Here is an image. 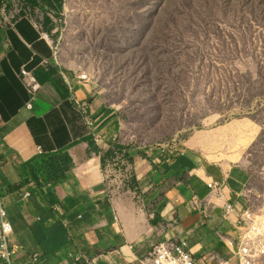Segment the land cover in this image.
Returning <instances> with one entry per match:
<instances>
[{
  "label": "crops",
  "instance_id": "crops-1",
  "mask_svg": "<svg viewBox=\"0 0 264 264\" xmlns=\"http://www.w3.org/2000/svg\"><path fill=\"white\" fill-rule=\"evenodd\" d=\"M25 2L30 14L0 26V203L21 249L13 264H138L153 245L175 239L196 264H236L243 229L224 206L246 207L245 169L209 160L201 132L164 153L123 150L130 195L115 196L104 178L114 157L100 164L117 142L115 114L59 67L52 31L31 14L57 15L63 0ZM22 69L41 87L34 95ZM53 153L64 177L49 182L28 161Z\"/></svg>",
  "mask_w": 264,
  "mask_h": 264
},
{
  "label": "rangeland",
  "instance_id": "rangeland-1",
  "mask_svg": "<svg viewBox=\"0 0 264 264\" xmlns=\"http://www.w3.org/2000/svg\"><path fill=\"white\" fill-rule=\"evenodd\" d=\"M47 17L56 63L115 114V144L202 132L207 158L245 169L246 203L264 206V0H63Z\"/></svg>",
  "mask_w": 264,
  "mask_h": 264
},
{
  "label": "built area",
  "instance_id": "built-area-1",
  "mask_svg": "<svg viewBox=\"0 0 264 264\" xmlns=\"http://www.w3.org/2000/svg\"><path fill=\"white\" fill-rule=\"evenodd\" d=\"M28 12V8L21 0H0V26H12L16 20L27 15ZM19 76L31 95L41 89L31 73L22 69ZM78 79L84 83L88 81L87 75L83 73L78 75ZM171 148V145L161 144L158 150L164 153ZM122 157V153H115L114 158L106 165L104 172L105 182L116 192L119 188L118 185L131 179V169ZM224 210L226 213H233L237 219V226L243 229L239 235L238 247L235 253L236 264H264V206L248 205L246 203L245 208L236 211L231 204H226ZM11 237L12 229L0 203V264H13L15 255L21 250L11 240ZM36 257L37 255L30 256L29 261L35 262ZM80 258L82 257H75V260L78 262ZM89 263L84 258V264ZM137 263L196 264L187 250L186 241L176 239L153 245L151 251L142 259L137 260ZM218 264L230 263L225 261Z\"/></svg>",
  "mask_w": 264,
  "mask_h": 264
},
{
  "label": "trees",
  "instance_id": "trees-1",
  "mask_svg": "<svg viewBox=\"0 0 264 264\" xmlns=\"http://www.w3.org/2000/svg\"><path fill=\"white\" fill-rule=\"evenodd\" d=\"M43 25L45 26V32L47 34H49L55 28L54 24L46 15H43ZM123 150V146L113 144L112 147L100 157L101 168H104L106 160L114 157V152L122 153ZM28 162L34 163L35 167H37L36 171L43 178H45L46 181L55 182L61 180L64 177L61 167L58 163L57 156L54 153L37 155Z\"/></svg>",
  "mask_w": 264,
  "mask_h": 264
}]
</instances>
